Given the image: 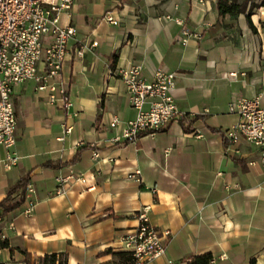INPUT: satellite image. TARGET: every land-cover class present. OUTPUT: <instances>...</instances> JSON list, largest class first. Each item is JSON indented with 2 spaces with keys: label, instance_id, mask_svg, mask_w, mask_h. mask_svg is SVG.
<instances>
[{
  "label": "crops",
  "instance_id": "obj_1",
  "mask_svg": "<svg viewBox=\"0 0 264 264\" xmlns=\"http://www.w3.org/2000/svg\"><path fill=\"white\" fill-rule=\"evenodd\" d=\"M108 14L115 24L101 20ZM246 15L219 17L216 0L74 1L60 18L76 32L60 76L63 96L50 103L31 81L13 89L17 141L0 148V202L27 179L36 206L30 217L22 205L0 218V264H39L50 255L66 264H129L118 257V239L145 207L150 224L170 234L165 254L150 264L204 255L210 264H264V161L257 147L223 136L238 121L229 103L257 98L264 106V7ZM83 45V58L74 57ZM133 66L146 83L159 69L175 74L172 95L186 117L112 145L136 116L119 75ZM8 153L16 162L5 169ZM69 175L85 183L56 194V178Z\"/></svg>",
  "mask_w": 264,
  "mask_h": 264
},
{
  "label": "built area",
  "instance_id": "obj_2",
  "mask_svg": "<svg viewBox=\"0 0 264 264\" xmlns=\"http://www.w3.org/2000/svg\"><path fill=\"white\" fill-rule=\"evenodd\" d=\"M75 0H0V148L9 151L16 144L17 122L12 103L13 89L31 81L38 84V91H46L49 102L55 103V94L63 96L61 72L67 56L68 43L75 37L71 26L61 27L60 18L68 15ZM102 21L115 24L108 14ZM183 43L185 41H182ZM95 46L92 44L91 47ZM85 45L73 50V56L83 58ZM141 66H133L119 72L125 86L130 106L136 116L129 121L111 144L135 143L142 135L154 134L171 124H180L186 115L182 113L172 95L175 74L164 69L156 70L150 83L141 77ZM234 75L229 79L233 80ZM68 107L70 103L61 98ZM228 111L237 115L238 121L223 136L232 144L243 142L257 147L264 161V106L257 98L238 99L228 105ZM118 124L113 118L110 126ZM66 132H69L67 128ZM97 153L93 158L97 159ZM16 162L7 154L5 169ZM139 173L131 178L138 180ZM56 194H63L69 182L85 183L82 176L69 175L56 178ZM34 190L27 183L22 214L30 217L35 209ZM148 208L135 214L137 226L118 239L119 249L129 256L132 264H150L165 254L170 234L154 228L148 217ZM0 234V242L4 241Z\"/></svg>",
  "mask_w": 264,
  "mask_h": 264
},
{
  "label": "trees",
  "instance_id": "obj_3",
  "mask_svg": "<svg viewBox=\"0 0 264 264\" xmlns=\"http://www.w3.org/2000/svg\"><path fill=\"white\" fill-rule=\"evenodd\" d=\"M260 7H264V2L261 4H255L250 0H216V9L219 17H224L226 15L230 17H237L238 15H243L246 12V16L248 17L253 10L259 9ZM180 124H183V121H181ZM185 131L189 132L187 128H185ZM45 167L55 166L45 165ZM27 183L28 180L23 179L7 190L5 198L0 202V218L13 212L23 205ZM19 192L21 194V198L18 201H14L13 197ZM0 248H6V244L4 242L0 243ZM118 257L122 261L132 264L131 258L126 254H118ZM210 262L211 256L204 255L192 258L187 264H210ZM39 264H66V259L62 256L50 255L40 259Z\"/></svg>",
  "mask_w": 264,
  "mask_h": 264
},
{
  "label": "rangeland",
  "instance_id": "obj_4",
  "mask_svg": "<svg viewBox=\"0 0 264 264\" xmlns=\"http://www.w3.org/2000/svg\"><path fill=\"white\" fill-rule=\"evenodd\" d=\"M253 1V0H252ZM258 10V9H257ZM261 10V9H260Z\"/></svg>",
  "mask_w": 264,
  "mask_h": 264
}]
</instances>
